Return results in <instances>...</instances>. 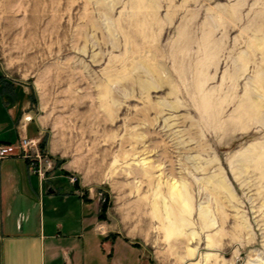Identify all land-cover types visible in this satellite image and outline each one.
<instances>
[{
    "label": "rangeland",
    "instance_id": "rangeland-1",
    "mask_svg": "<svg viewBox=\"0 0 264 264\" xmlns=\"http://www.w3.org/2000/svg\"><path fill=\"white\" fill-rule=\"evenodd\" d=\"M0 72L135 259L264 264V0H0ZM143 160L192 193L182 262Z\"/></svg>",
    "mask_w": 264,
    "mask_h": 264
},
{
    "label": "crops",
    "instance_id": "crops-1",
    "mask_svg": "<svg viewBox=\"0 0 264 264\" xmlns=\"http://www.w3.org/2000/svg\"><path fill=\"white\" fill-rule=\"evenodd\" d=\"M33 107L28 87L0 72V144L32 138L54 163L41 179L27 159H0V264H151L98 218L100 203L84 184L68 180Z\"/></svg>",
    "mask_w": 264,
    "mask_h": 264
},
{
    "label": "bare ground",
    "instance_id": "bare-ground-1",
    "mask_svg": "<svg viewBox=\"0 0 264 264\" xmlns=\"http://www.w3.org/2000/svg\"><path fill=\"white\" fill-rule=\"evenodd\" d=\"M172 163H170L171 165L168 168V170L161 169V167L159 165L154 166L150 163L147 164V163H145L144 160L142 161L141 165L143 166L142 167V169H143L142 175H144L147 178H150V176L152 175L151 172H153L154 169L161 171V173L158 176L159 177L157 180L158 183L156 185L154 184L155 185V187H154L155 188V192H154L155 196L154 197L159 198V201L156 199L152 202L153 203V206H151L152 211H153L152 214L157 219L156 223L161 225L162 228H160V230H162V229L164 230V236L167 240L166 241L167 246L169 247V249L171 251L169 253H172L173 256L175 255L177 261L182 262L184 257H179V255L177 254V249L180 248V245L183 243V239L174 238V239L170 240V237L172 236L173 233H176V235H178V237H180V236L182 237V235L183 236L185 235L186 232H184V230L190 224L189 223L190 220H188V218L190 217L191 211H192V205H191L192 204V193H191L190 189L188 188L187 183L175 180L176 179L175 177H176L178 172L177 173L175 172V167H173ZM144 166H146V167L144 168ZM165 171H168V172H165ZM154 177H156V176H154ZM163 177H166V179L164 178L165 179L164 180ZM150 181L148 180L147 182L150 183ZM152 182H153V178H152ZM161 183L166 185V187H167L166 191H167L168 196L162 195L163 194L161 192L162 187H160ZM221 185L223 186L224 184L221 182L220 186ZM173 203H174V205H172ZM178 207H180V208L178 209ZM199 216L202 219H204L207 216V212L205 210L203 211V208H202V209H200ZM151 222H150V224H151ZM208 227H206V228H208ZM157 228H159V227H157ZM161 233L163 234V232H161ZM195 235L196 234L194 232H191L189 235H186L187 236L186 240L191 241L192 239H194ZM210 237L209 236L207 237L208 246L212 245ZM194 254H195L194 249L188 248V250H186V256L191 257ZM212 256L213 255L206 254L203 257L202 264H207L208 259ZM189 264H198V263L191 262Z\"/></svg>",
    "mask_w": 264,
    "mask_h": 264
},
{
    "label": "built area",
    "instance_id": "built-area-1",
    "mask_svg": "<svg viewBox=\"0 0 264 264\" xmlns=\"http://www.w3.org/2000/svg\"><path fill=\"white\" fill-rule=\"evenodd\" d=\"M11 156L27 159L29 172L41 179H44L46 173L53 168L49 156L39 148L38 142L32 138L21 137L17 145L0 144V159ZM68 179L72 183L78 180L74 175Z\"/></svg>",
    "mask_w": 264,
    "mask_h": 264
},
{
    "label": "trees",
    "instance_id": "trees-1",
    "mask_svg": "<svg viewBox=\"0 0 264 264\" xmlns=\"http://www.w3.org/2000/svg\"><path fill=\"white\" fill-rule=\"evenodd\" d=\"M106 208H107V204L106 202H104L103 204H101V207H100V211H99V214H98V218L99 219H105V211H106Z\"/></svg>",
    "mask_w": 264,
    "mask_h": 264
}]
</instances>
